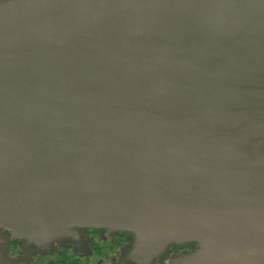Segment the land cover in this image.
Listing matches in <instances>:
<instances>
[{
  "label": "water",
  "instance_id": "95a60500",
  "mask_svg": "<svg viewBox=\"0 0 264 264\" xmlns=\"http://www.w3.org/2000/svg\"><path fill=\"white\" fill-rule=\"evenodd\" d=\"M76 219L264 264V0H0V229Z\"/></svg>",
  "mask_w": 264,
  "mask_h": 264
},
{
  "label": "flooded vegetation",
  "instance_id": "af4514ba",
  "mask_svg": "<svg viewBox=\"0 0 264 264\" xmlns=\"http://www.w3.org/2000/svg\"><path fill=\"white\" fill-rule=\"evenodd\" d=\"M29 227L18 223V229L12 225L2 228L0 234L7 241L5 252L0 246V264H171L183 258L176 255L187 251L180 244L164 249L150 242L145 245L133 226L67 224L63 229L72 231L58 230L47 237L43 229ZM192 258L200 260V256ZM226 258L228 262L238 260Z\"/></svg>",
  "mask_w": 264,
  "mask_h": 264
},
{
  "label": "rangeland",
  "instance_id": "374dc122",
  "mask_svg": "<svg viewBox=\"0 0 264 264\" xmlns=\"http://www.w3.org/2000/svg\"><path fill=\"white\" fill-rule=\"evenodd\" d=\"M26 227H29V226L26 225ZM29 228H31V227H29ZM39 228H41V229L44 230L43 233H45V235L43 237H47V235L50 236V234H53V232H57L58 230H65L66 233L69 232V231H72V230L67 231L68 228H65V229L62 228V229H60V228L54 227V226H52L50 224L41 225V226H39ZM1 230L2 229H0V233H1ZM2 238H4V237H2ZM4 240H5V238H4ZM6 241L7 240H5V242L3 241V245H2V247L4 246V248H3L4 249V252H5V243H6ZM180 245L183 247V249H185L187 247V251L184 250V252H182V253H186V252H188V251H190V250H192L194 248V244H186V245L180 244ZM182 253H180V254H182ZM180 254H178L176 256H179Z\"/></svg>",
  "mask_w": 264,
  "mask_h": 264
},
{
  "label": "bare ground",
  "instance_id": "6f19581e",
  "mask_svg": "<svg viewBox=\"0 0 264 264\" xmlns=\"http://www.w3.org/2000/svg\"><path fill=\"white\" fill-rule=\"evenodd\" d=\"M114 6V5H113ZM135 8H136V6H135ZM138 10V9H137ZM139 11V10H138ZM139 14V19H142V15L140 14V13H138L137 12V15ZM77 220V219H76ZM78 221V220H77ZM67 224H81V225H89V226H100V222H94V221H91V222H89V221H82V220H79L78 222H67ZM3 225V227L5 226V227H7V226H9L10 224H8V223H3L2 224Z\"/></svg>",
  "mask_w": 264,
  "mask_h": 264
},
{
  "label": "crops",
  "instance_id": "0c3cea01",
  "mask_svg": "<svg viewBox=\"0 0 264 264\" xmlns=\"http://www.w3.org/2000/svg\"><path fill=\"white\" fill-rule=\"evenodd\" d=\"M171 263H173V261H171ZM228 264H230V261H229V263Z\"/></svg>",
  "mask_w": 264,
  "mask_h": 264
}]
</instances>
